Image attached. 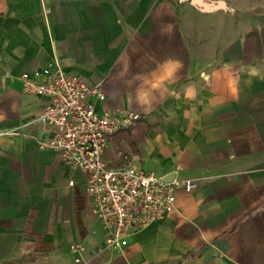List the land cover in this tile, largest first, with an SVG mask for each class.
Instances as JSON below:
<instances>
[{
    "label": "crops",
    "instance_id": "1",
    "mask_svg": "<svg viewBox=\"0 0 264 264\" xmlns=\"http://www.w3.org/2000/svg\"><path fill=\"white\" fill-rule=\"evenodd\" d=\"M224 1L0 0V264H76L78 243L86 263L264 264V0ZM50 65L99 87L98 112L140 115L111 137L110 167L198 179L117 250H103L87 175L39 147L46 99L21 76Z\"/></svg>",
    "mask_w": 264,
    "mask_h": 264
},
{
    "label": "built area",
    "instance_id": "2",
    "mask_svg": "<svg viewBox=\"0 0 264 264\" xmlns=\"http://www.w3.org/2000/svg\"><path fill=\"white\" fill-rule=\"evenodd\" d=\"M21 81L24 93L46 99L37 120L46 123L52 135L40 140L39 147L54 150L67 167L87 175L92 215L105 234L104 251L126 246L130 236L170 216L180 189L189 194L198 188V179L167 182L139 167H110L104 155L111 137L133 128L140 115L119 116L110 109L98 112L93 98L104 101L105 95L83 77L50 65L24 73ZM70 251L76 264L84 263L83 244H71Z\"/></svg>",
    "mask_w": 264,
    "mask_h": 264
},
{
    "label": "water",
    "instance_id": "3",
    "mask_svg": "<svg viewBox=\"0 0 264 264\" xmlns=\"http://www.w3.org/2000/svg\"><path fill=\"white\" fill-rule=\"evenodd\" d=\"M191 4L195 6L196 8L210 12L215 11L218 9H227V4L224 0L214 1V0H191ZM172 180V177L169 176L165 179V181L170 182Z\"/></svg>",
    "mask_w": 264,
    "mask_h": 264
},
{
    "label": "rangeland",
    "instance_id": "4",
    "mask_svg": "<svg viewBox=\"0 0 264 264\" xmlns=\"http://www.w3.org/2000/svg\"><path fill=\"white\" fill-rule=\"evenodd\" d=\"M12 264H68L66 258H37L30 257ZM83 264H100V261H92L90 263L84 262Z\"/></svg>",
    "mask_w": 264,
    "mask_h": 264
}]
</instances>
